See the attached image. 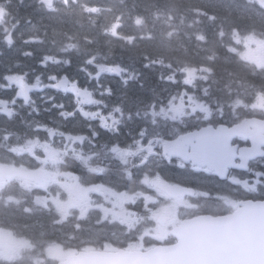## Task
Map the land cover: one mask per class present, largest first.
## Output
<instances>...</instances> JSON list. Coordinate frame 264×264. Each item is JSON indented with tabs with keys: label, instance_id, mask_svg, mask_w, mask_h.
<instances>
[{
	"label": "trees",
	"instance_id": "1",
	"mask_svg": "<svg viewBox=\"0 0 264 264\" xmlns=\"http://www.w3.org/2000/svg\"><path fill=\"white\" fill-rule=\"evenodd\" d=\"M45 1L48 0H0V16H4L0 19V80L4 85L7 77L9 79L20 71L29 76V83L37 78L43 79L45 84L52 80L63 82L64 78L73 79L87 71L88 68L84 67L86 62L97 61L99 64L102 63L100 60L105 59L108 65L112 61H124L126 64L133 62L142 70H139L138 78L131 74L132 82L123 91L131 106L140 103V108L146 107L153 100L164 97L165 85L171 88L175 97L180 92L196 97V92L193 93L181 84V77L173 84L166 82L164 76L167 72L164 67L168 64L175 66L173 69L177 73L201 69L208 72H204V79L214 77L216 83L210 81L204 83L203 87L210 94H215L212 104H221L210 108L216 109V113L218 109L230 110L229 104L235 98L249 107L255 103L258 93L264 96V68L253 72L250 67L253 65L248 66L239 56L229 52L225 43L231 36L225 39L219 36L222 31L229 35L239 29L243 34L252 33L264 38V9L255 3L234 0V7L224 8L226 3L219 2L218 7H215L214 0H91L88 4L95 6L98 14L87 15L79 9L81 2L69 5L57 2L53 9H49ZM173 8L182 10L175 14V18L179 27L183 28L180 32L186 40L174 43L168 38L170 44L160 41L157 45V22L150 36L146 35L148 33H145L143 25L139 29L135 25L120 27V39L111 33L116 23L126 17L133 18L135 13L150 10L152 13L168 15ZM31 37L41 42H29ZM126 37H132L134 41L128 43ZM109 44L113 46L112 51H108ZM175 60L184 64L176 66ZM127 69L133 70V67ZM229 90L237 93L229 95ZM99 97L105 98L103 95ZM107 99L112 102L111 98ZM239 112L241 117L257 114L248 108H240ZM204 118L202 115L198 122H190L189 126L200 128L219 122H208ZM139 130L140 127L136 133ZM8 156L11 155L0 139V158ZM95 179L88 185L94 184ZM118 179L119 183L125 182L122 178ZM26 196H32V192L26 193ZM15 205H12L10 212L0 213V226L19 236L54 238L59 241L66 238L75 239V242L80 238L68 224L62 226L53 219L46 220V212H43L44 217L25 214L23 209L27 203L20 201L18 209ZM89 237L93 238L91 246L96 249H104L108 245L126 248L136 242L124 236L110 233L98 235L93 231L89 232L87 239Z\"/></svg>",
	"mask_w": 264,
	"mask_h": 264
},
{
	"label": "rangeland",
	"instance_id": "2",
	"mask_svg": "<svg viewBox=\"0 0 264 264\" xmlns=\"http://www.w3.org/2000/svg\"><path fill=\"white\" fill-rule=\"evenodd\" d=\"M219 2L225 3L224 1L214 0L215 7H218ZM224 8L229 7H226L225 4ZM92 9L93 6L82 3V12H89ZM33 41L41 42L39 39L31 37L29 42ZM243 44L246 47H253L255 49L259 48V44L253 43V39L251 38L245 39ZM229 51L235 54V51L233 49H230ZM252 61L254 62V65L257 64L256 61ZM95 63L97 64V61H95ZM174 64L176 66H181L184 63L180 60H175ZM98 65H100V63ZM114 67L119 68V66ZM165 69H167L169 73H167L164 78H169L170 81H174L177 77V74L172 72L170 70L171 68H169L168 66H166ZM103 70L107 71V68L99 69L98 73H103ZM107 74H110V72L107 71ZM182 74H184L187 82H196L202 78L201 71L199 69L183 70L180 75ZM43 85L46 86L47 84L43 83ZM164 91L166 93L164 97L152 101L149 106L142 107L138 111L139 125L141 126L142 131L137 138L134 134L135 127L133 125V119H125L128 114L124 113L123 104L121 105L118 102H113L111 105H109L106 101L99 102L98 99H94L93 97L92 98L94 105H106L110 107L112 115L109 116L112 119L116 120L117 117L119 119L121 118L122 120L125 119L124 121L125 123H128L129 128H126L124 126L123 135L128 138L129 142L133 141L135 145H138L142 141L148 140L149 143L146 146V154L153 156L156 153L154 143L156 139L160 138L163 134V129L159 127L160 125L168 121L171 123V125H174L177 120L183 119L187 112H203L202 107L198 106L196 102L193 103L189 101L185 93H181L178 97H175V93H173L171 88L167 85L164 86ZM43 93H45L46 96V98L44 99L45 101L53 99V104L67 107L68 96L61 93L57 94L56 88L50 86V84L47 86V88L44 89ZM258 108L264 109L263 101L258 105ZM66 120L69 121V124H71L72 122L74 123L72 119L66 118ZM109 125L110 123H108V126ZM84 132L85 129L80 127L76 129V133L70 134L71 136H81ZM49 134L50 136L54 137L52 133ZM157 146L161 149L164 148V146ZM49 159L51 160L52 158L49 157ZM8 171L9 169L7 168H0V182L8 176ZM53 173L54 171L47 170L46 166L44 165L43 167H40L35 172H33L31 176H27L24 180V183L32 187H37L44 190L48 189L51 184L57 186V176H55L54 178L55 174ZM57 189L58 190H56V195H54L53 198L48 196L44 200H42L39 197H34L31 205L35 207V209H38V207H41L43 204L53 206V209L49 207L47 208L46 214L50 219H55V213L59 212L60 219L58 220V222L60 223H64L65 221L69 220V214L74 209H79V207L80 209H82L83 207H86L88 205L100 207L101 209L98 212H92V215L97 214V216L91 220V223H88L86 228L92 230L95 234L102 232V227H104L105 225L111 227L120 225L127 230H138L137 237L139 238V242L134 246L135 248L141 247L143 240L149 237V235H152L153 238L158 239L160 235L166 236L168 232L171 231L170 227L174 228V226L169 225V222L159 221L149 214L147 215V217H144L139 213L130 211L129 203H135L136 196L129 198L125 196L124 198H122L120 195L106 192L101 194L100 199L96 198L95 195H90L89 197L83 198V190L77 193L74 186H71L68 189L69 192L73 193L76 191L75 193L78 194V199L73 200L74 206L78 204V207H74L68 204L69 197L63 196L60 188L57 187ZM9 205L11 204L9 203ZM146 224L149 225V228L146 227ZM82 227V225L76 223L77 230H80ZM33 250L34 248L28 242L24 240H18L8 233L0 232V264H47L48 261L56 260L60 255V250L55 246H50L49 248H47L44 256H39L37 255V253L33 254Z\"/></svg>",
	"mask_w": 264,
	"mask_h": 264
},
{
	"label": "flooded vegetation",
	"instance_id": "3",
	"mask_svg": "<svg viewBox=\"0 0 264 264\" xmlns=\"http://www.w3.org/2000/svg\"><path fill=\"white\" fill-rule=\"evenodd\" d=\"M94 66L92 61L85 63V68L91 69ZM87 74H90L88 71ZM27 78L26 76H15L13 78L14 83L17 86H20L21 81ZM77 85L72 87V95L74 99L71 102V110L62 116L68 115L69 119H72V122L69 124L70 133H75V129L84 128L85 132L83 133L84 139L78 136H71L68 133L56 132L54 133L56 137L62 138L65 137L67 141H71V146L74 148V155L78 156L77 158H70V162L68 164H75V168L78 169V173L75 176L86 177L87 169H85V175L82 173L83 168L85 167L86 162L92 161L91 154L87 150L91 145L93 140V131L102 134V129H109L108 125L100 121L108 115L107 106L101 108L97 113L93 112L92 108V92L93 89L90 87L91 82H100L102 81L99 78L95 79H75ZM110 79L108 83H111ZM43 88H36V92L32 93V103L28 106L23 104L16 99L17 101L14 104V110L11 113L12 117L7 122L5 128L7 129L11 138H14L15 132H19L20 134L26 133V137L33 132V128L29 129V120L23 119L21 117V113L24 111H33L32 107L34 104L37 107L36 111H38V118L34 120L39 125L43 127L46 122L43 118V110L40 108L43 107ZM11 91V96L13 95V90ZM74 91V92H73ZM108 93V91H106ZM15 98L17 96V91H14ZM0 105L4 108H11L10 103H2ZM25 108V109H24ZM62 110L53 111L59 117V113ZM107 114V115H105ZM105 115V116H104ZM134 115V112H133ZM32 121V118H30ZM119 118L113 120L111 127L114 128L116 124H118ZM76 127V128H75ZM40 126L37 127L38 132ZM93 130V131H92ZM15 131V132H14ZM99 134L97 136H99ZM43 140L42 137H38L37 141ZM15 143V141H13ZM234 146L239 149H246L251 147V142L248 138L238 139L234 142ZM264 151V148L262 149ZM235 159L230 164H223V166L235 167L232 170L228 171V175L225 180H220L214 173V171L210 169H203L201 167H193L189 166L181 162L179 159L175 157H169L167 161H165L167 165V170L165 173H162L161 176L165 178L168 182H170L175 188H191L195 189L197 193L194 196L179 198L177 199L176 206H173L174 209H178L183 207L181 202L186 201L191 204H206L208 208L206 211L210 212L213 215L220 214H233L236 210L243 207V203L249 202L251 200H257L253 202H263L264 201V182L260 177L264 175V159H259L253 163H250L248 166V170H243V166L245 165L235 154ZM64 159V158H63ZM40 164H31L30 168H37ZM176 166H181L183 171H179L176 169ZM190 172L193 174L191 175ZM205 172L208 174L205 175ZM152 172H150L151 175ZM183 174V176H178ZM206 176V178H205ZM157 173L152 174V178L157 179ZM186 177V178H181ZM190 178L192 180L187 179ZM205 191L213 194L214 197H218V200L207 199L205 195H201ZM173 203V204H174ZM166 245V244H164Z\"/></svg>",
	"mask_w": 264,
	"mask_h": 264
},
{
	"label": "water",
	"instance_id": "4",
	"mask_svg": "<svg viewBox=\"0 0 264 264\" xmlns=\"http://www.w3.org/2000/svg\"><path fill=\"white\" fill-rule=\"evenodd\" d=\"M22 92L21 96L27 102V93L31 90ZM238 132L239 129L221 127L216 134L202 130L193 135L200 141L201 147H209V153H205L207 150L202 151L203 154H198L194 160L208 165L209 162L213 163L223 158L229 144H224L222 139L231 140ZM198 226L208 229L197 235L198 246L202 249L197 251V255L202 258L201 261L188 258L190 250L187 248L183 250L186 245L185 237H182L179 231L176 233L180 240L178 247H160L148 253L121 251L113 254H81L73 256L64 264H166L170 259L172 264H264V210L259 206L253 208V213L239 214L236 218H225L222 221H208ZM208 234H215L220 238L229 236L223 239L225 247L220 254L216 255L212 250Z\"/></svg>",
	"mask_w": 264,
	"mask_h": 264
},
{
	"label": "bare ground",
	"instance_id": "5",
	"mask_svg": "<svg viewBox=\"0 0 264 264\" xmlns=\"http://www.w3.org/2000/svg\"><path fill=\"white\" fill-rule=\"evenodd\" d=\"M23 28H24V27H23ZM67 31H68V30H67ZM107 46H108V49H109L108 51H112V50H113V46H110V44L107 45ZM0 52H2V51H0ZM5 53H6V52H5ZM4 55H5V54H4ZM4 55H3V56H4ZM183 63H184V62H183ZM140 70H141V69H140ZM141 71H142V70H141Z\"/></svg>",
	"mask_w": 264,
	"mask_h": 264
}]
</instances>
